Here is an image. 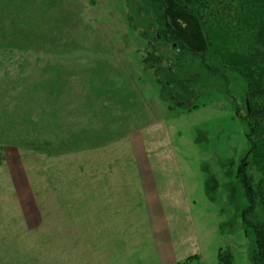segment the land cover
<instances>
[{"label":"rangeland","instance_id":"1","mask_svg":"<svg viewBox=\"0 0 264 264\" xmlns=\"http://www.w3.org/2000/svg\"><path fill=\"white\" fill-rule=\"evenodd\" d=\"M137 3L135 0H0V151L4 149L7 153L13 175L19 169L24 179L36 186L42 182L74 181L82 158H72L70 152L86 146V137L90 143L94 140L87 134L79 137L77 125L73 133L68 128L75 111L52 114L48 111L52 104L75 109L74 106L86 103L85 95L79 90H92L93 82L94 93L88 92L89 97L103 94L104 98L117 101L103 108L102 100H97L102 109L96 123L108 129L110 138L117 139L123 135L122 124L126 119L130 132L139 134H132L133 142L143 140V148L137 141L134 151L140 146L147 159L141 156L133 159V154L138 156L141 152L133 153L131 143L124 136L110 144L111 151L122 154L119 165L124 166L126 180L123 181L169 185L174 199H181L178 209L181 214L176 216L174 227L175 241H181L183 246L176 255L180 259L177 263L184 261L186 255L196 254L200 264H216L222 251L229 264H254V239L245 232L240 218L234 217V210L245 203L235 172L247 151L240 118L246 113L249 76L244 74L249 72L243 64L252 58L253 64L264 61L262 53L257 57L261 47H254L258 41L264 45V29L249 41V35L264 21V15L251 25L249 35L234 36L228 47L224 43L218 45L216 52H220L224 65H209L205 70L198 59L183 60L185 71L177 73L179 77L196 78L189 103L198 106L179 113L168 109L158 97L154 72L142 69L138 63L137 50L144 41L130 32L127 13L133 16L134 29L146 31L149 38L154 31L148 30V12ZM243 26L250 27L248 23ZM157 50L164 61L170 58L168 47L159 44ZM164 61L157 66L156 74L161 77ZM254 66L252 72L256 71ZM93 67L94 78L90 73ZM32 108H41L37 114L40 122L31 121ZM16 152L21 156L20 164ZM3 157L0 153V183L10 179ZM135 160L156 171H134L138 167ZM251 174L255 180L264 178V162L256 160ZM78 181H86L85 172ZM63 188L55 189L57 200H48L43 205L52 215L63 216L57 225L69 228L71 219L65 216V210L70 209L65 204L69 203L62 202L76 194L87 199L88 192ZM229 195L235 201L230 203ZM75 221L82 223L79 236L57 240L60 246L73 250V256H66L71 258L66 264H162L154 257L156 237L146 230L145 221L135 228L123 225V233H115L119 234L117 239L109 236V244H103L108 239L101 238V228L92 229L91 219L80 216ZM64 234L69 235V231ZM5 239L0 240V264H27L22 251L14 247V242L20 245L23 239ZM50 241L53 242L32 240L36 251L29 260L55 264L56 242ZM5 246L10 254L2 252Z\"/></svg>","mask_w":264,"mask_h":264},{"label":"trees","instance_id":"2","mask_svg":"<svg viewBox=\"0 0 264 264\" xmlns=\"http://www.w3.org/2000/svg\"><path fill=\"white\" fill-rule=\"evenodd\" d=\"M135 2H138L137 4L144 8L146 13L148 12V30L154 31L153 37L149 38L146 36V31L134 29L131 25L133 16L127 13L130 32L144 41L137 50L138 63L142 69L154 72L158 97L168 109H176L179 113L190 111L198 106L189 103L193 97L196 78L179 77L178 74L185 71L183 60L198 59L200 64L203 63L202 67L205 70L209 68V65L217 63L224 65L220 52H216V49H219L218 45L224 43L228 47L234 36L249 35L247 31H250L251 25L257 23L261 15H264V0L261 4L258 3L259 0H135ZM245 23H248L250 27H244ZM262 29H264V21L254 29L252 36L249 35V41L251 38L256 39ZM159 44L168 47L171 51L170 58L165 61L157 50ZM255 44L254 47H261L257 57H261L262 54L264 56V45L261 46L259 41ZM249 47L253 46L249 44ZM251 60L253 58L243 64L249 72L248 75L244 74L246 77L249 76L247 80L248 98L246 113L240 118L245 128L247 151L235 172V179L242 186L245 203L234 210V217L240 218L243 229L254 239L253 263L264 264V198L262 199L264 189H260V186L264 185V178L255 180L252 174L250 175L251 166L256 160L264 162V61L253 64ZM163 61L165 66L161 68V77L156 72L157 66ZM252 65H255L253 67L255 72L251 71ZM91 71L94 78L96 68H90V73ZM92 84L93 90L95 85L92 86ZM86 91L81 90V95H85V99L89 97L88 93L85 94ZM99 96L102 95L99 94ZM95 97L93 101L86 100V103L74 106L75 109L60 108L52 104L48 112L52 114V112L62 110L75 111V116L71 117L74 122L71 121L68 128L72 129L73 133L77 125L76 134L79 133V137H83L87 124H91L88 120L98 113L96 110L99 108L98 95ZM114 102L117 101L112 100V103ZM40 109L32 108V122L38 121L37 114ZM44 113H47L45 109ZM86 118L89 119L84 120ZM61 125L58 127L61 128ZM53 128L55 129L54 126ZM68 128L65 129L68 130ZM84 141L85 139L82 140ZM71 149L72 147L69 150ZM57 152L61 151L57 150ZM233 201L235 197L229 195V202ZM226 257L227 255L220 251L216 264H229ZM180 264H200V262L197 255L193 254L187 256Z\"/></svg>","mask_w":264,"mask_h":264},{"label":"crops","instance_id":"3","mask_svg":"<svg viewBox=\"0 0 264 264\" xmlns=\"http://www.w3.org/2000/svg\"><path fill=\"white\" fill-rule=\"evenodd\" d=\"M79 91L81 94V90ZM90 91L94 93V90H87V93ZM143 91L141 90V92ZM103 96L102 94V97L98 96L97 99L102 100L101 104L104 108V106H107L110 102L112 103V101ZM95 98L92 95L86 100L93 101ZM137 99L139 98L137 97ZM101 109L100 107L96 109L98 113L94 114L90 119V122L93 124H87L86 127L85 134L92 136V140L94 141L90 143V138L86 137V146L74 148L70 152L72 158L81 157L82 159L79 162L81 165L78 164L75 170L77 171V174H75L77 177L71 183L67 182L69 184L42 182L36 186V184L29 182L26 177L24 179L22 171L19 169L13 175L8 165L7 153L4 149L0 151L2 156L4 155L6 170L10 178L9 181L0 183V240H6L5 238L12 240L22 238V243L19 244H23V247H19L20 245L15 244V242L14 247L18 246V249L22 251L21 255H24V261L27 264H38L28 258L36 251L31 245L32 240H41L43 243H52L53 241L50 240H55V250L53 251L54 253L57 252L55 264L70 262L71 258L70 260L66 259V256H73V250L60 246L57 240H62L67 236L70 238H77L79 236V230H82V223L77 224L75 220L80 216H86L92 220L93 230L95 228L97 230H99L98 228L102 229V237H99L103 240L108 239L107 241H103V244L111 242L109 241V236L111 235L115 237L113 239L119 238V234L116 236L115 233L122 234L123 225L130 224V227L135 228L137 224L145 221L147 222L146 230L153 232L156 237L157 247L154 257H156L157 261L162 262V264H174L180 260L176 255L180 253L183 246L181 245V241H175L174 227L176 216L178 217L181 214L178 210L182 204L180 202L181 199H174L173 191H171L169 185L153 181H123L125 179L124 166L119 165L122 154L119 151H111L110 144L124 136L131 143L130 146L133 153L141 152L138 156L133 154V159L139 156H141L140 158L147 159L144 151L141 149V147L143 148V140L142 138L139 141L136 139L141 147L139 146V150L135 152L134 144L137 141L133 142L132 134L136 135V131L134 133L130 132V125L126 123V119L123 122L124 124H122L123 135H120L117 139L110 138L108 129L96 123V118L100 114ZM105 114L104 110L103 118H105ZM97 136H99V140H97ZM16 154L20 160V164L21 156L18 152ZM153 157L158 158L157 155ZM111 159L114 162L113 164L111 163ZM137 166L134 168V171H137V169L144 171L147 169L150 172L156 171L152 166H141L138 162ZM84 172L86 181H78L79 175H83ZM59 187H64L63 190L65 191L72 189L76 192H88L87 199H82L79 194H76L69 201L62 202L69 203L65 204V206L70 207V209L65 210L66 218H70L71 221L69 222L72 223L69 228H63L61 224L57 225L62 222L63 216L52 215V212L44 209L46 206L43 205L48 200L58 199L55 189ZM141 214L144 216H139ZM45 216L47 218H44ZM52 221H54L53 224H44ZM178 223L181 224V221ZM47 230H53V233L49 234ZM66 231H69V235L64 234ZM114 244L118 246L116 243ZM7 245H9V242ZM2 252L4 254L11 253L6 246Z\"/></svg>","mask_w":264,"mask_h":264}]
</instances>
